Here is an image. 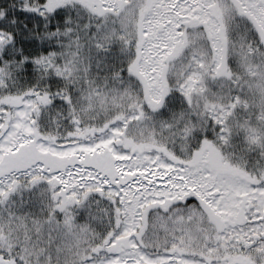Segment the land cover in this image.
Instances as JSON below:
<instances>
[{
	"label": "snow or ice",
	"instance_id": "obj_1",
	"mask_svg": "<svg viewBox=\"0 0 264 264\" xmlns=\"http://www.w3.org/2000/svg\"><path fill=\"white\" fill-rule=\"evenodd\" d=\"M0 264H264V0H0Z\"/></svg>",
	"mask_w": 264,
	"mask_h": 264
}]
</instances>
